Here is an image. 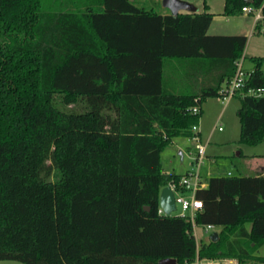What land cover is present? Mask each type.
<instances>
[{
  "label": "trees",
  "instance_id": "1",
  "mask_svg": "<svg viewBox=\"0 0 264 264\" xmlns=\"http://www.w3.org/2000/svg\"><path fill=\"white\" fill-rule=\"evenodd\" d=\"M264 0H224L223 15ZM161 15L134 0H0V261L159 264L196 257L264 264V176L212 175L194 225L158 214L160 152L192 137L247 38L209 35L213 14ZM239 98V142H264V57ZM243 66V64H242ZM198 99L199 112L189 109ZM82 99L86 110L67 112ZM145 208H148L146 210ZM251 225L248 232L245 224ZM262 255H256L259 248Z\"/></svg>",
  "mask_w": 264,
  "mask_h": 264
},
{
  "label": "rangeland",
  "instance_id": "2",
  "mask_svg": "<svg viewBox=\"0 0 264 264\" xmlns=\"http://www.w3.org/2000/svg\"><path fill=\"white\" fill-rule=\"evenodd\" d=\"M190 3L202 10L203 2L207 0H189ZM134 4L148 11L156 13L164 12L161 0H134ZM224 0H211V11L222 12ZM228 20V21H226ZM235 20V16H226V19L213 20L214 27L222 24L223 31H231L229 26ZM227 22V23H226ZM230 29V30H229ZM227 33V32H224ZM245 54L247 55L243 67L252 66L250 55H264V34L255 33L253 38L247 43ZM264 70V65L262 66ZM204 102L209 104L211 110L203 112L199 118L197 128H203V142H208L204 165L200 169V174L206 175L211 173L217 175V172H229L232 176H257L264 171V142L257 145H246L239 142L240 139V122L238 118V109L240 100L233 97L224 109V113L220 112L224 107L218 98H208ZM203 102V103H204ZM57 106L67 112H82L86 110V105L82 99H78L75 103L63 106L58 102ZM215 111V115L212 111ZM217 114L219 116H216ZM215 127V128H214ZM220 128V130H219ZM214 129V130H213ZM202 142V143H203ZM189 137L179 136L172 140V143L160 152L161 171L166 174H183L186 170L193 169V161L191 159V147ZM181 152L182 155L179 154ZM209 166V167H208ZM210 168V169H208ZM218 170V171H217ZM179 212V208L173 215ZM194 231L198 242L203 237L207 238L210 234H205L204 229L200 225H195ZM222 227H215L214 232L220 233ZM204 231V232H203ZM0 264H22L18 261H0ZM248 264H253L249 262Z\"/></svg>",
  "mask_w": 264,
  "mask_h": 264
},
{
  "label": "built area",
  "instance_id": "3",
  "mask_svg": "<svg viewBox=\"0 0 264 264\" xmlns=\"http://www.w3.org/2000/svg\"><path fill=\"white\" fill-rule=\"evenodd\" d=\"M262 6H244L242 8V13L251 15L253 19V24L257 28L258 32L264 34V14L262 12ZM237 69L234 76L224 82L222 86L217 91V98L221 102H228L234 97V94L242 89L248 78L251 75V71H245L242 66V60L236 63ZM247 95L252 97H262L264 96V88H250L247 90ZM200 105L198 99H194V105L189 109L193 114L199 112ZM220 130V128H219ZM192 137L190 141L194 144V151L192 155L193 169L187 171L178 180H172L167 185L171 188L174 193L176 210L179 208V212L176 216L179 217H189L193 227L194 216L197 212L202 209V202L195 197V193L199 189L206 187V183L202 180L199 170L205 160L206 145L200 141L198 136L197 125L191 128ZM228 175H230L228 173ZM158 214H163L162 210L158 206ZM164 215V214H163ZM206 233H209L214 229L212 225L202 226ZM192 264H239L236 258H198Z\"/></svg>",
  "mask_w": 264,
  "mask_h": 264
},
{
  "label": "crops",
  "instance_id": "4",
  "mask_svg": "<svg viewBox=\"0 0 264 264\" xmlns=\"http://www.w3.org/2000/svg\"><path fill=\"white\" fill-rule=\"evenodd\" d=\"M162 1V0H161ZM185 1H188V2H190L189 0H185ZM192 4V3H191ZM206 4H207V6H208V11L211 13V14H213V19H212V22H211V24H210V26H209V28H208V30H207V33L209 34V35H242V36H245L246 38H247V42H246V45H247V43L253 38V36H254V34L255 33H258V27L256 28L255 26H254V24H253V19H252V17H251V15H249V14H245V13H241V14H239V15H236L235 16V20H232L233 22L231 23V25L229 26V28L231 29V31H223L224 29L223 28H221L222 27V24H217L215 27L213 26V25H215L214 23H213V20L215 19V17H217V19H226V16L225 15H223V6H222V12H213V11H211L212 9H211V0H207L206 1ZM194 7H195V5H193ZM164 8V7H163ZM196 8V12H203V7H202V10L200 11V10H198V7L196 6L195 7ZM185 11H179V13H184ZM178 13V14H179ZM161 15H166V14H170L169 13V11H168V9H166V8H164V12H161L160 13ZM226 21H228V20H226ZM227 23V22H226ZM229 29V30H230ZM224 32H227V33H224ZM246 45H245V48H244V51H243V55H242V59H243V63L242 64H244V60H245V58H246V54H245V49H246ZM251 57H264V55H259V54H253V55H250V58ZM243 69L245 70V71H251V70H253V65L252 66H248V67H243ZM261 70H262V72L264 73V70H263V68L261 67ZM231 100V99H230ZM229 100V101H230ZM229 101L228 102H221V103H223L224 104V107L221 109V113H222V111H223V113H224V109H226L225 107H226V105L229 103ZM211 110V108H210V106H209V104H207L206 102H204V103H202V105H201V114L203 113V112H208V111H210ZM213 112V114L215 115V111L213 110L212 111ZM221 113H217L216 112V116H219V115H217V114H221ZM215 128V127H214ZM198 129V136H199V138H200V141L201 142H203L202 140V136H203V128H202V126L201 127H199V128H197ZM214 130V129H213ZM191 142V141H190ZM203 144H205L206 145V150H207V144H208V142L206 141V142H203ZM191 150V156L193 155V151H194V146L193 147H191L190 148ZM179 154L180 155H182L181 154V152H179ZM206 151H205V157H206ZM191 159H192V157H191ZM205 161V160H204ZM203 165H204V163H203ZM202 165V166H203ZM202 166H201V168H202ZM209 167V166H208ZM200 168V169H201ZM208 169H210V168H208ZM188 170H186L183 174H177V175H184L186 172H187ZM218 171V170H217ZM199 173H200V170H199ZM225 173H227V175H228V173L229 172H223V171H219V173L217 172V175L218 174H225ZM175 174V173H174ZM230 174V173H229ZM231 175V174H230ZM200 176L202 177V180L206 183V179L208 178V177H210V176H212V174L211 173H209V174H206V175H201L200 174ZM257 176H264V171H261V173H260V175H257ZM215 228V227H214ZM245 228H246V230L249 232L250 231V228H251V225L249 224V223H247V224H245ZM204 232V231H203ZM205 234H208V233H206V232H204ZM214 233V231L212 230V232H210V234L208 235V237L207 238H205V237H203V239L201 240L200 239V241L198 242V240L196 239V233H195V231H194V228H193V235H194V238H195V240H196V243H197V245L199 246V245H201V244H207L209 241H211L210 240V237H211V235ZM216 233V232H215ZM217 237H218V233H217ZM217 239V238H216ZM263 248L261 247V248H259L258 249V251L257 252H255V254L256 255H262V252H263V250H262Z\"/></svg>",
  "mask_w": 264,
  "mask_h": 264
},
{
  "label": "water",
  "instance_id": "5",
  "mask_svg": "<svg viewBox=\"0 0 264 264\" xmlns=\"http://www.w3.org/2000/svg\"><path fill=\"white\" fill-rule=\"evenodd\" d=\"M248 1V0H243ZM161 4L164 8L168 9L170 15L176 16L179 11H185L188 13L196 12V8L188 1L185 0H162ZM158 206L166 216L172 215L176 210L174 193L171 188L166 185L160 189L158 196ZM148 210V208H145ZM217 233H213L210 237L211 241H215ZM159 264H176L174 259H163L159 261Z\"/></svg>",
  "mask_w": 264,
  "mask_h": 264
}]
</instances>
